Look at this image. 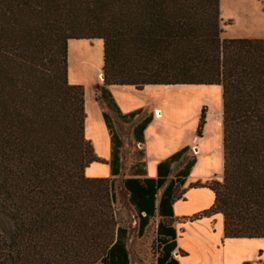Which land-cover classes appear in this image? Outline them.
Segmentation results:
<instances>
[{
	"label": "trees",
	"instance_id": "1",
	"mask_svg": "<svg viewBox=\"0 0 264 264\" xmlns=\"http://www.w3.org/2000/svg\"><path fill=\"white\" fill-rule=\"evenodd\" d=\"M218 23L217 0H0V264H127L123 229L97 240L107 222L97 202L112 198L111 180L76 174L101 162L82 136L80 85L60 80L52 87L59 112L70 120L59 145L41 132L40 90L50 88L48 72L64 76L68 39L100 41L101 78L92 86L93 100L122 122L139 111L119 114L107 85L219 87L220 179L189 185L208 188L212 200L187 220L218 213L222 238H264V38H220ZM35 43L43 53L39 83L31 76ZM100 117L114 176L120 143L102 110ZM147 121L132 126L135 143ZM202 122L201 108L195 136ZM186 150L157 162L154 178L120 181L136 237L156 218L154 264H177L170 204L192 160L166 177L168 165ZM133 155L140 164V149ZM132 171L141 175L137 167Z\"/></svg>",
	"mask_w": 264,
	"mask_h": 264
},
{
	"label": "crops",
	"instance_id": "2",
	"mask_svg": "<svg viewBox=\"0 0 264 264\" xmlns=\"http://www.w3.org/2000/svg\"><path fill=\"white\" fill-rule=\"evenodd\" d=\"M92 40L94 39H68L65 41L66 82L70 85H80L82 90V136L89 142L94 156L101 160V162H91L100 166L99 169L86 167L87 164L82 170L83 176L85 178L113 180L120 175V181L126 177L154 178L156 163L185 146L187 150L179 159L168 165L166 180L172 177L184 161L192 160L191 166L181 180V184L174 187V189L177 188L179 196L173 199L170 204V225L172 229L176 233L173 221L177 222L179 220V225L183 226V229H187L190 238L189 244L184 247L177 244L175 236V247L171 252V256L177 264H180V259L185 256L189 258V264H240L244 261L260 264L264 262V255L257 251L259 249L257 246L258 240H264V238H222L221 216L218 213L192 221L187 220V217L203 208L205 209L212 200V193L205 188L198 187L199 191H193L192 188H188L189 185L207 181L219 175L220 171L219 87H194L197 85L175 84L143 85L139 89H135L129 85H107L105 89L119 114H126L134 110L139 111L126 124L128 125V142H131L141 152V156L137 160L140 164L132 160L124 168L121 166V156L118 154L117 174L111 176L108 166L110 143L108 133L100 117V111L105 112L110 122L115 119V116L93 100L92 86L99 83L100 78L97 80L95 74L97 73L100 76L101 60L99 65L98 59L97 65L90 59V48L88 47L92 46ZM99 44H101L100 41ZM88 74L91 75V79L84 83L81 78ZM172 94H174V100H182L184 104L180 108L176 106L169 113L168 110L172 104L170 95ZM213 96L218 97V105H214L211 101ZM207 104L211 105L209 114ZM195 105L197 106L194 109ZM201 108L203 122L199 130V136H195L194 130ZM157 112H160V118H157ZM143 117H147L148 121L141 130L140 143H135L131 137V128ZM209 122L213 130L208 126ZM214 130L215 135L213 134ZM113 131L120 147H122L118 132L114 128ZM189 150L192 155L188 158ZM192 151H195V154ZM129 165L132 167L130 171L128 169ZM136 167L141 175H132L134 173L132 170ZM190 200L198 202L197 204L200 205L188 206L189 204L187 205L186 202ZM191 204L192 202H190ZM214 218H217V224ZM214 223L216 224L215 228ZM210 228H212L211 231ZM211 232L214 235L213 238L208 236ZM225 247L229 250V254H224ZM238 247L248 249V255L244 256L240 252L235 254V248ZM177 250L183 254L179 256ZM214 250H217L214 254L216 261L213 259ZM183 263L184 261H182Z\"/></svg>",
	"mask_w": 264,
	"mask_h": 264
},
{
	"label": "rangeland",
	"instance_id": "3",
	"mask_svg": "<svg viewBox=\"0 0 264 264\" xmlns=\"http://www.w3.org/2000/svg\"><path fill=\"white\" fill-rule=\"evenodd\" d=\"M217 13L219 18V37L220 38H248V39H262L264 38V0H217ZM98 46V47H97ZM96 47L99 49L98 56L101 57V44H99V41L94 39L92 40V46L88 48H94ZM31 52V76L34 81L38 82L42 81V71H41V57H43V53H40V49L37 43L33 44V46L30 48ZM98 57V59L100 58ZM99 59V65H100ZM95 78L99 80L98 74H95ZM47 79V82L49 84L48 87H50L48 90L43 89L41 91V102L45 100V104L43 105L41 103V106L39 109V114L41 115L43 119V123L41 126V132L45 138V141H47L49 144L57 147L59 145V142L61 141V136L63 135V127L70 126V120L68 117L63 114H61L59 111V106L56 103V99L54 97V91L53 86L58 83L60 80H63L66 82L65 74L60 75L53 74V73H47V76L45 77ZM91 79V75H84L81 80L86 83L88 80ZM67 83V82H66ZM174 94L170 95L172 104L169 108V113L171 110L175 109L177 107H182L184 102L182 100H174L173 99ZM43 99V100H42ZM198 104V103H197ZM208 105V114H209V107H211L210 104ZM210 105V106H209ZM197 105H195L194 109ZM43 108V109H42ZM62 109H66L63 108ZM193 109V110H194ZM167 112V111H166ZM155 113V112H154ZM61 116V118H60ZM63 117V118H62ZM171 118L175 116H170ZM176 118V117H175ZM209 118V117H208ZM61 119V120H60ZM209 121V120H208ZM112 128H114L122 142L121 149L118 150V154L121 156V166L124 168L126 164L131 163L133 160V151L135 150V146L131 144V142H128L127 140V134H128V125L127 122H122L118 119H114L111 122ZM208 126L211 130L212 126L210 125V122L208 123ZM215 135V130L213 132ZM195 154V151L193 152ZM190 150L188 151V158L191 156ZM89 168H101L98 165H94V163H89L86 167ZM221 170V166H220ZM82 170H77L76 174H81ZM120 179L121 176H117L113 180H111V193L112 198L107 201L104 199L102 200V197H99V200L97 202V205L100 206V212L105 214V218L107 220L106 223H103L101 225V228L99 230L100 235L98 236L97 240L101 241L105 238L110 237L112 238L113 231L115 227H119L123 229L124 231V247L126 250L127 255V264H154V258L157 252L155 241H154V224L156 221V218L153 216L152 218L148 219L147 224L142 230V233L139 237H136L135 235V217L133 214V211L131 207L127 204L126 198H125V192L122 189L120 185ZM220 179V171L219 175L214 176L210 178L209 180H215L219 181ZM208 181V180H207ZM202 182H197L196 184H201ZM193 184V183H192ZM191 185V184H190ZM192 188L193 191H199L200 189L198 187H188ZM205 188L208 192H211L208 188ZM199 189V190H198ZM174 196L178 197L179 193L177 192V188L174 189ZM158 194L155 195V199ZM190 202L192 204L190 205ZM198 202H193L192 200L186 202L188 206H192L194 204H197ZM200 203V201H199ZM200 205V204H197ZM209 206V205H208ZM207 206V207H208ZM206 207V208H207ZM204 209V208H203ZM201 209V210H203ZM215 223L217 224V218L215 219ZM173 221V220H172ZM179 220L177 222L173 221V226L176 229V233L174 232L176 236V242L178 245L186 246L189 244V233L187 232V229H183V226L179 225ZM214 223V228L216 224ZM169 224H171V220L169 221ZM171 226V225H170ZM212 228H210V231ZM211 232L208 236L210 238H213L214 235ZM105 237V238H104ZM257 246L259 249L257 251H260L261 254L264 255V240H258ZM217 250H214L213 252V259L216 261V258L214 254ZM224 254H229V250L225 247ZM240 252L242 255L246 256L248 255L249 250L248 249H240L235 248V254ZM234 254V255H235ZM180 264H182V261H184L183 264H189V258L186 256L180 259ZM91 264H97V260H93ZM204 264V263H201ZM252 264V263H250Z\"/></svg>",
	"mask_w": 264,
	"mask_h": 264
},
{
	"label": "bare ground",
	"instance_id": "4",
	"mask_svg": "<svg viewBox=\"0 0 264 264\" xmlns=\"http://www.w3.org/2000/svg\"><path fill=\"white\" fill-rule=\"evenodd\" d=\"M89 51H90V59L92 60V62H94L95 64H97L98 63V57H100V56H98L99 49H97L96 47H94V48H90ZM98 78H99V76H98ZM211 101L214 103V105H218V97L213 96V98L211 99ZM156 114H157V118H160L161 117V115H159L160 112H157Z\"/></svg>",
	"mask_w": 264,
	"mask_h": 264
},
{
	"label": "water",
	"instance_id": "5",
	"mask_svg": "<svg viewBox=\"0 0 264 264\" xmlns=\"http://www.w3.org/2000/svg\"><path fill=\"white\" fill-rule=\"evenodd\" d=\"M99 78H101V76H99ZM175 254V253H174Z\"/></svg>",
	"mask_w": 264,
	"mask_h": 264
}]
</instances>
